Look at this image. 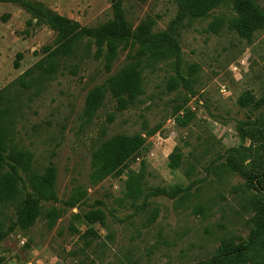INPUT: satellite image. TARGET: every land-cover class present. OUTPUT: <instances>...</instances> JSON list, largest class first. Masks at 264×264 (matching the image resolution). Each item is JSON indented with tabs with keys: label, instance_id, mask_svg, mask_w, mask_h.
<instances>
[{
	"label": "rangeland",
	"instance_id": "1",
	"mask_svg": "<svg viewBox=\"0 0 264 264\" xmlns=\"http://www.w3.org/2000/svg\"><path fill=\"white\" fill-rule=\"evenodd\" d=\"M31 1L80 27L112 19V0ZM178 1L120 0L133 30L154 19L156 33L178 39L180 58L144 73L139 102L119 110L107 94L90 119L89 92L122 67L127 51L109 72L89 57L39 81L23 78L54 48L55 34L18 5L0 3V92L13 104L12 145L32 153L35 172L55 168L57 194L21 227L16 212L30 191L19 183L0 208L1 264H212L235 250L245 251L234 264H264V29L245 41L228 30V6L193 18ZM257 4L264 10V0ZM121 135L142 144L93 181V152ZM131 174L142 176L134 202L124 200ZM155 189L173 197H153ZM47 212L57 218L52 227ZM91 213L101 219H86Z\"/></svg>",
	"mask_w": 264,
	"mask_h": 264
},
{
	"label": "trees",
	"instance_id": "2",
	"mask_svg": "<svg viewBox=\"0 0 264 264\" xmlns=\"http://www.w3.org/2000/svg\"><path fill=\"white\" fill-rule=\"evenodd\" d=\"M186 1L188 3L186 7L182 5V0L178 1L177 7L181 14L189 13L193 18H202L220 6H228L235 13V18L230 22L228 30L245 41H250L255 33L264 29V10L257 4V0ZM0 3L18 5L55 34L54 48H45V57L27 71L23 78L35 77V80L39 81L44 77L54 76L71 60H83L89 57L95 61H103L105 70L109 72L120 53L127 51L122 67L109 76L103 84L89 92L84 111L89 119L95 115L107 94L115 100L119 110L127 109L139 102V98L144 95V73L152 72L159 64L171 59L179 61L180 58L178 39L172 38L170 33H156L154 19L147 17L133 30L120 6V0H112V19L96 27H80L77 23L31 0H0ZM183 18L179 19L182 21ZM20 58L18 54L15 67H18ZM196 69L195 65L190 68V71H196ZM185 83H195V80ZM169 84H172L171 80ZM6 92L7 90L0 92V208L5 209L11 203L21 183L23 189L29 190L30 193H28V200L17 208L15 224L25 227L32 225L36 218L42 215L40 203L49 204L56 201V170L53 166H49L43 172H35L32 153L12 145L14 109ZM141 144L142 138L136 136L130 138L121 135L107 140L92 154V180L99 182L112 175L137 152ZM174 156L173 153L170 158L173 159ZM171 161L172 168L179 166L178 155ZM21 172H24L25 180L21 177ZM141 180L142 176L131 174L125 187V201H135ZM171 193L174 192L155 189L152 196L173 197ZM75 194L69 200L72 202V207L76 204L75 197L78 193ZM97 214L91 213L86 219L100 220ZM45 217L48 226L52 227L57 219L56 216L47 212ZM1 218L0 211V243L7 234L5 222ZM244 251L226 252L216 258L212 264L238 263Z\"/></svg>",
	"mask_w": 264,
	"mask_h": 264
}]
</instances>
